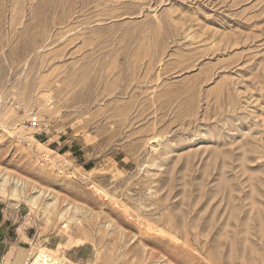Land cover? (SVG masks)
I'll return each mask as SVG.
<instances>
[{"label": "rangeland", "instance_id": "obj_1", "mask_svg": "<svg viewBox=\"0 0 264 264\" xmlns=\"http://www.w3.org/2000/svg\"><path fill=\"white\" fill-rule=\"evenodd\" d=\"M17 180L27 260L264 264V0H0Z\"/></svg>", "mask_w": 264, "mask_h": 264}, {"label": "crops", "instance_id": "obj_2", "mask_svg": "<svg viewBox=\"0 0 264 264\" xmlns=\"http://www.w3.org/2000/svg\"><path fill=\"white\" fill-rule=\"evenodd\" d=\"M13 227L14 223L9 219L4 217L0 220V264H26L27 262L26 252L30 238L15 233L17 230H12Z\"/></svg>", "mask_w": 264, "mask_h": 264}, {"label": "bare ground", "instance_id": "obj_3", "mask_svg": "<svg viewBox=\"0 0 264 264\" xmlns=\"http://www.w3.org/2000/svg\"><path fill=\"white\" fill-rule=\"evenodd\" d=\"M30 139H32L34 141L35 144H37L38 146H45V144L40 143L38 140H36L34 137H30ZM8 180V178H7ZM2 183V182H1ZM0 183V199H17L20 197V189L18 187L19 181L17 180V184H16V188H11V189H7L5 185V183L1 184ZM38 196L35 197H30L28 198V202L32 205H36L37 203V198L40 196L39 194H42L41 191H39V193H37ZM3 200V201H5ZM8 201V200H7ZM27 253V252H26ZM30 254V252H28ZM56 253L55 250H50V249H46V248H39L38 252L35 253L34 255H32L26 262V264H58V262L55 259L54 254ZM17 260V259H16ZM15 260V261H16ZM22 262V261H21ZM17 263V262H16Z\"/></svg>", "mask_w": 264, "mask_h": 264}, {"label": "built area", "instance_id": "obj_4", "mask_svg": "<svg viewBox=\"0 0 264 264\" xmlns=\"http://www.w3.org/2000/svg\"><path fill=\"white\" fill-rule=\"evenodd\" d=\"M25 130L33 135L43 134L49 126L46 121H44L43 117L39 115V113L30 114L27 123L25 124Z\"/></svg>", "mask_w": 264, "mask_h": 264}]
</instances>
